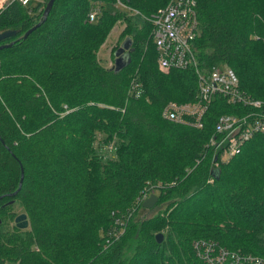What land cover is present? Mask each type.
Here are the masks:
<instances>
[{
  "label": "trees",
  "instance_id": "obj_1",
  "mask_svg": "<svg viewBox=\"0 0 264 264\" xmlns=\"http://www.w3.org/2000/svg\"><path fill=\"white\" fill-rule=\"evenodd\" d=\"M167 1L54 0L43 20L44 7L17 1L0 12V31H17L0 40V264H204L191 246L198 239L264 257V138L215 165L206 144L229 106L214 99L200 130L160 114L195 90L191 70L156 64L152 24L141 15ZM195 2L203 68L231 67L264 99V0ZM117 19L116 46L131 43L113 70L96 50ZM148 188L157 202L143 209L137 198ZM21 213L26 228L15 223ZM115 219L123 232L106 246Z\"/></svg>",
  "mask_w": 264,
  "mask_h": 264
},
{
  "label": "built area",
  "instance_id": "obj_2",
  "mask_svg": "<svg viewBox=\"0 0 264 264\" xmlns=\"http://www.w3.org/2000/svg\"><path fill=\"white\" fill-rule=\"evenodd\" d=\"M12 1L28 6L29 11L45 6L44 0H0V12ZM96 11V7L89 9L87 19L92 20ZM141 16L152 24L151 38L157 66L162 70H191L195 76L193 97L183 101L167 100L160 110L164 119L200 130L214 99L219 98L229 106V110L215 115L212 135L207 144L217 156L215 165L236 155L248 140L256 136L264 138V99L245 91L231 67L216 64L204 69L197 57L194 47L198 33L195 0H168L151 12L148 18ZM137 85L131 80L128 92L137 95ZM152 190L148 188L143 191L138 200L142 201L146 195L153 194ZM124 223L119 219L114 220V225L118 227L110 228L104 245L118 239ZM191 246L195 256L204 264H264V257L230 250L209 240H193Z\"/></svg>",
  "mask_w": 264,
  "mask_h": 264
},
{
  "label": "water",
  "instance_id": "obj_3",
  "mask_svg": "<svg viewBox=\"0 0 264 264\" xmlns=\"http://www.w3.org/2000/svg\"><path fill=\"white\" fill-rule=\"evenodd\" d=\"M54 3V0H47V2L45 3L44 9H43V17L41 18V20L45 19L46 16L48 15L50 9L52 8V5ZM40 20V21H41ZM40 22H37L35 25H33V27H35L36 25H38ZM33 27L29 28L24 34L26 35ZM17 31L13 30V29H5L3 31H0V40L15 34ZM131 43V39L130 37L126 36L122 39V41L120 42V45L117 46L114 50H113V63L111 68L113 70H118L120 69L126 62H127V50L130 46ZM11 44V43H8ZM2 46V45H1ZM22 178V177H21ZM22 180V179H21ZM157 201V196L155 194H150L142 203H141V207L143 209H149L151 208L155 202ZM15 223L19 228H26L28 226V221H27V217L25 213H21L18 216H16L15 218ZM155 240L156 242H160L162 239V235L161 234H156L155 235Z\"/></svg>",
  "mask_w": 264,
  "mask_h": 264
},
{
  "label": "rangeland",
  "instance_id": "obj_4",
  "mask_svg": "<svg viewBox=\"0 0 264 264\" xmlns=\"http://www.w3.org/2000/svg\"><path fill=\"white\" fill-rule=\"evenodd\" d=\"M115 8V7H114ZM136 22V24H139V23H141V21H142V19L141 18H139V17H136V18H133L132 20H130V25H131V30H130V32H129V35L132 33V31L134 30V29H136L137 28V25H135V22ZM121 21L119 20V19H117L116 21H115V23H114V25L111 27V29H110V31L108 32V34L106 35V37H105V39L100 43V45L98 46V48H97V50H96V54H97V56H99V58H100V62L102 63V64H104V65H106V66H110V65H112V63H113V57H114V55L111 53V52H113V50L117 47V46H119L120 44H117V46H116V40H117V36H118V31H119V29L121 28ZM99 136L97 135V138H98ZM209 143V139H208V141H207V144ZM207 144H206V146H207ZM94 147H95V149H96V151H97V153L99 154V155H103V156H105V155H107L109 152L107 151V147H105V145H103L102 144V142L101 141H98V140H96L95 142H94ZM209 147V146H208ZM210 148V147H209ZM211 149V148H210ZM147 189H145L144 191H146ZM155 191V190H154ZM153 191V192H154ZM156 192V191H155ZM141 195V194H140ZM149 195V194H148ZM148 195H146V197L142 200V201H139L138 199L140 198V196L137 198V202L138 203H142L147 197H148ZM157 202V201H156ZM155 202V203H156ZM149 209H151V208H149ZM15 210L17 211V210H19V208L18 207H15ZM142 213H145L146 215H148V214H153L154 212L153 211H143V210H141V209H139L138 211H137V213H136V216H139L140 214H142ZM136 216H135V218H136ZM123 252H124V254L125 255H128L129 254V250H126L125 248L123 249Z\"/></svg>",
  "mask_w": 264,
  "mask_h": 264
}]
</instances>
